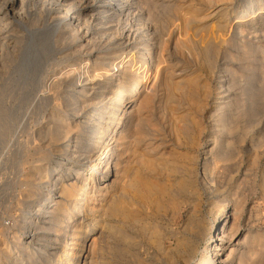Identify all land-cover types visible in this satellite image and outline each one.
<instances>
[{
  "label": "rangeland",
  "instance_id": "1",
  "mask_svg": "<svg viewBox=\"0 0 264 264\" xmlns=\"http://www.w3.org/2000/svg\"><path fill=\"white\" fill-rule=\"evenodd\" d=\"M224 1L219 0V3L218 0H216V2L219 3V5H217L218 3H213V0L210 2L209 0H147V2L144 0L142 5L144 6V12L147 11L148 13L146 12V14L150 17H148V20H150H147L148 24L160 31L162 39L166 40L167 43L162 59L165 60L161 63L159 62L158 67L156 65L157 63L153 62V65L155 64L153 70L154 72L156 71L155 75L157 76V80H163L165 85L160 86V91H156L155 94L152 92L149 94L148 91H140L139 94L135 95L136 97L134 96L133 102L128 103L130 107L127 111L132 110L129 116L133 121H131V129L127 132V134H129L126 136L125 131L123 132V130L120 129V140L121 143L123 142L122 145H120L123 147L121 159H118L119 162L117 161L119 163L117 164L118 166H112L114 160H110L108 163V172L116 174L120 183L126 186L125 203L127 204H125L124 208L119 213L121 216L118 217V219L121 221H119L120 227L125 229V233L129 237L122 239L118 234H116L118 237L116 235L114 236L112 233L110 234L105 228H102L104 232L101 231L100 233L90 234L91 237L89 240H86V245H88L87 252L88 254L90 253L89 257L92 256L94 264H169V261H167L169 257L164 256L165 252L168 251V255L171 256L178 250L177 253L181 254V250L190 249L192 246L194 247V245L196 248V258H194L190 264H197L199 260H206L208 257L212 256L211 249L214 242L213 238L216 237L218 232H223L221 235L224 240L222 241L223 249L216 258L219 260L225 258L230 248L233 247L232 255H230V257L234 258L232 264H238L236 261L238 255L247 260V262H244L246 264H264V11L253 19H240L241 21L239 20L240 22L230 29L227 25V20L234 18L233 10L236 8L234 4L237 2L240 4L248 3L250 0ZM149 2L153 4H149ZM206 2H208V4ZM170 4H172V6ZM157 5H159V8ZM30 6L35 7L27 3L23 9H20L24 23V25L20 26L27 29H33V27L38 28L43 24L42 21L44 19H36L33 12H30L33 8ZM236 9L238 10V8ZM149 12L152 15H150ZM190 18H192V21ZM154 21H156V23ZM157 23L160 25H157ZM13 24L14 22L7 27L8 29L11 28V32L8 30L5 32L6 34L2 33L3 35L1 34L0 36L2 37L10 34L13 38V34L17 37H20L23 33L26 34L25 30H23L24 28L21 30L18 24V26L15 24V26H12ZM171 28L173 32L170 37L167 38L166 32ZM12 38L6 43V45L9 44V46H7L11 49L14 43ZM4 40L6 39H3V41ZM17 40L18 39H16V41ZM51 40L52 38L48 39V42H50V50L46 52L47 64H45V68L42 69V71L45 70L42 72L45 78H52L54 73L57 72V69L62 67V65L67 62L70 64L72 63L69 61L71 57L67 58L65 56V58L57 51L58 49L56 46L58 45V47L62 49L66 46L65 43L60 40L58 42L59 44H54V41ZM17 42L18 43L13 46L14 53H18V47L24 48V46L27 45L26 43L29 44V42L25 43L23 40ZM199 42H201V44ZM141 47H147V43H144ZM21 48L19 50L20 52ZM6 50L10 49H0V52L3 51L0 63L5 62L3 64L4 66L6 65V68L4 67L5 70H3L0 64V118H2L0 119V130L4 133L1 135L3 138H1L0 141V224H2L0 225V241L3 242L9 241L7 238L10 239L14 228H16V232H18L21 237L23 236V232L27 229L18 219V216H23L26 210L23 212L20 211L24 207H20V204H17L20 201L19 190L28 188V185L20 182L23 179L22 177L25 176L24 174L28 175L30 173L32 164H41V172H44L46 175L52 173L50 169L54 167L58 168V165L52 162L50 158L38 159L48 154V150H45L47 148H39V143L41 140L45 139L37 138L43 136L37 135V132H39L41 127L47 124V117H51V119L54 117L57 121L61 120L66 112V106L72 108L76 104L75 106L80 108V105L76 103L77 95L74 93H67V88H65V91L64 88L61 87L54 88L53 91L51 90L49 92V96L43 98L41 94V91L44 89L43 87H38L40 85L37 84L26 85L24 81L20 82L15 75L14 68L17 60L15 59V61L12 57L6 56ZM154 50L157 52V49L153 47L152 51ZM53 55L55 57H52ZM11 60H13V62ZM179 60L181 62H179ZM47 66L49 67L47 68ZM179 69L183 70V72ZM184 69H186V71H184ZM233 70H235L234 73ZM188 76L190 79H188ZM242 79L244 81H242ZM196 81L198 82L196 83ZM220 81L223 82V85ZM199 83L202 84L199 85ZM219 83L222 85L221 87H219ZM32 87L34 89H32ZM228 88L230 89L229 92H225L224 90ZM167 91H169L170 94L167 93ZM109 94L111 97L108 95L110 98L107 97L109 99H106L109 102L114 101V98L112 99L114 94ZM125 94H127V92H125ZM223 94L228 95V101H224L225 99L222 97ZM156 98H159L160 101ZM167 99L171 100L167 101ZM225 102L227 103L225 104ZM71 103H73V105ZM128 105H126V107ZM218 106H222V109H218ZM49 114L51 115L49 116ZM221 114H224V119L229 126L232 124L228 127L232 132L231 136H229L232 140H230L229 137L225 138L224 135L226 132L224 130H221L222 132L217 131L219 127L221 128ZM118 117H120V114ZM54 119H52V121L57 122ZM108 120H111V122L119 121L116 118H107V121ZM141 122L143 123L141 124ZM136 124L139 125L138 129L141 131L138 134L137 131L139 130ZM181 125H183V127ZM113 127L109 126L108 129L104 127L102 130L103 133L100 135L101 137L96 139L97 142H100L98 148L99 146H104L105 143H110L111 137L117 138V134L113 133V130L118 131V129H112ZM252 127L261 129L259 133L262 135L260 142L253 139L255 136H252L249 131ZM235 128L238 129L237 132ZM246 128L249 129L245 134ZM83 130L86 131V129H82V132H84ZM142 132H144V134ZM212 132L214 134H212ZM145 135H147V137ZM107 136L109 137L107 138ZM127 137L132 138L133 141ZM149 137L150 139L147 141ZM138 140L140 141L137 143ZM230 141L232 143H230ZM226 142H228V145H226ZM125 145L127 146L126 148ZM232 145H234V148ZM185 149L190 150L186 152ZM229 149L232 150L230 151ZM195 150L197 152H195ZM225 154L228 156H225ZM75 168H77V166H75L74 169ZM91 169L94 170L93 166ZM98 169L102 171V168H97V171ZM136 170H138V172ZM119 171L121 175H119ZM187 171L190 173H185ZM88 174L89 173H87V175ZM32 185H34V187ZM32 185H30L31 189L38 195L37 190L39 191L38 188L42 185L37 183ZM92 193L93 198H96V188ZM128 198L129 200H127ZM199 202L202 205H199ZM32 212L36 213L37 210H32L31 214ZM73 217L78 219V212H76ZM217 218H219V220H216ZM231 222L233 224L232 226ZM207 224L210 225V227L207 226ZM222 224L223 226H221ZM229 226H231L230 229ZM64 230L65 224L60 228L61 232ZM97 234L99 235L97 236ZM181 234L182 236H180ZM185 235L188 237L186 238ZM93 236H96L95 239L97 240L92 241L94 238ZM3 242H1L0 245ZM108 242L109 244H107ZM176 242H178V244ZM181 244H183V246ZM244 254L249 257H246ZM96 257L98 259H96ZM145 260L147 263H145ZM51 261H53V259ZM81 263L82 261L79 262V264ZM217 264L221 263L217 262Z\"/></svg>",
  "mask_w": 264,
  "mask_h": 264
},
{
  "label": "bare ground",
  "instance_id": "2",
  "mask_svg": "<svg viewBox=\"0 0 264 264\" xmlns=\"http://www.w3.org/2000/svg\"><path fill=\"white\" fill-rule=\"evenodd\" d=\"M205 1H208V0H205ZM210 1L211 0H209V2ZM146 2H147V0H146ZM153 2H155V1H153ZM218 2H219V0H218ZM218 2H216V0H213V3H218ZM27 3L35 6V7L30 6V7L35 8V9L32 8L33 11L31 10L30 12H33L36 19H42V18L44 19L42 21L43 24L41 23L42 27L40 26L38 28L33 27V29H27L23 26H20V25H24L23 20H22V13L20 12L21 11L20 9H23L25 4H27ZM143 3H144V0H0V35L2 33L4 34L8 30L11 32V28L8 29L7 27L9 24L11 25V23H13V22L15 25L18 24L20 26L19 28H21V30H22V28H24L23 30H25V32H26V34L23 33L22 35H20V37L19 36L17 37L14 34H13V38L11 37L10 34H7V35L2 36V37L0 36V49H3V48L10 49V50H6V52H7V53H5L6 56L12 57L13 60H15V59L17 60V62L15 63L16 65H14L15 66L14 68H15V75H16V77H18L19 81L20 82L21 81L26 82V85L27 84H29V85L30 84L31 85L37 84V85H40L38 87H41V88L43 87L44 89L41 91L43 98L46 96H49L48 95L49 92L51 90L53 91L54 88L61 87V88H64V91H65V88H67V90H66L67 93H74L77 95L76 96L77 97L76 103H78V105H80V108L75 106L76 104L72 108L71 107L68 108L65 105L66 106V108H65L66 112L63 115V118H61V120L58 119L59 121H57L53 117L52 119L57 121V122H55V121H52L51 117L50 118L47 117V119H46L47 124L45 126L41 127L39 132H37V135H40V136L43 135V136H41L42 138L41 137H37V138L45 139V140H41V142L39 143L40 147L39 146L38 147L40 149L41 148L42 149L47 148L45 150H48V154H45V155L41 152L44 156H42L41 158L39 157L38 159L41 160V159H45V158H50L52 160V162H54L56 165H58L57 166L58 168L54 167V168L50 169V172H52V173L46 175V174H44V172H41V169H42L41 164H32L30 167V173L27 172L29 174L28 175L24 174L25 176L22 177L23 179L21 178L22 180L20 182H22V184L28 185V188L21 189L18 192L20 194V198H19L20 201L17 204H20V207L21 206L24 207L20 211L23 212L24 210H26L24 212V215L22 214L23 216H21V215L18 216V219L22 223V225L27 229L25 230V232H23V236L21 237L20 234L18 232H16V228H14L12 231V235H11L10 239L7 238V240H9L8 242L0 241V243L3 242L0 245V264H79L80 261H82L81 264H94L92 256L89 257L90 253L88 254V252H87L88 251L87 250L88 245H86V242H87L86 240L87 239L89 240V238L91 237L90 234L92 235L94 233H100L102 231V228H105L109 231L110 234L112 233L114 236L116 234H118L121 236L122 239H126L129 237L125 233V229L120 227V224H119L120 220L118 219V217L121 216V214H119V213L122 211L125 204H127V203H125V201H126L125 200V197H126V188L125 187L126 186L125 185L123 186L120 183V180H118L119 178L117 177L116 174H112V172H108L109 171L108 163L110 162V160H114L112 166H115V165L119 164L118 159H121L123 147H121L120 145H122L123 142L121 143V140H120V135H121L120 129H122L123 132L125 131V133H126L125 136H126L129 134V133L127 134V132L131 129L130 127L132 125L131 124L132 120L129 117L132 110L127 111V109L130 107V104L128 105V103L133 102L132 100L134 99V96L139 94L140 91H148L149 94H150V92L155 94L156 91L157 92L160 91L159 90L160 86L165 85L163 80H157V78H156L157 76L155 75L156 71L154 72V70H153V66L155 65V64L153 65V62L157 63L156 65L158 67V63L159 62L161 63L165 60V59L164 60H162V59H163V53L166 49L167 43H166V40L162 39V37L160 35V31H158L157 29H154L153 26H150V24H148L147 20H148L149 16H148V14H146L147 11L144 12V9H143L144 6H142ZM206 3L208 4V2H206ZM219 3L217 5H219ZM149 4H153V3L149 2ZM154 5H156V4H154ZM170 5L172 6V4H170ZM210 5H211V3H210ZM221 6H220V8H221ZM157 7L159 8V5H157ZM224 7H226V6H224ZM234 7L238 8V10L236 8L233 10L234 18L227 20V25L229 26L230 29L235 27L241 21L240 19L249 20V19H253L256 16H258L259 14H261L264 11V0H250L248 3L246 2V3H241V4L237 2L234 4ZM230 8H231V6H230ZM209 9H211V8H209ZM235 10H237V11H235ZM227 11H230V10H227ZM27 12H28V10H27ZM155 12H154V14H155ZM176 13H177V10H176ZM214 13H212V14H214ZM150 15H152V14L150 13ZM190 19L192 21V18H190ZM191 21H189V22H191ZM154 22L156 23V21H154ZM158 23H157V25H160ZM14 24L12 26H15ZM163 24H164V22H163ZM185 28H187V27H185ZM185 31H187V30H185ZM172 32H173L172 28L166 32L167 38L170 37ZM216 33H218V32H216ZM24 36H25V38H24ZM180 37H182V36H180ZM11 38L14 41V43L12 45V49L10 47H8L9 44H7L8 46L6 45L7 41H10L9 39H11ZM21 38H23V39H21ZM50 38H52L51 41H54V44H57L60 40L65 43L66 46H64L62 49L59 48L58 45L57 46L55 45V46L57 47V49H58L57 51L59 54H62L64 57L66 56L67 58L71 57V59H69V61L72 63L70 64L69 62H67L64 65H62V67L57 69V72L54 73V76H52V78H47V77L45 78L43 76V73H42L45 70L42 71V69H44L45 64H47L46 63V60H47L46 59L47 58L46 52H48L50 50L49 49L50 42H48V39H50ZM3 39H6V40L3 41ZM16 39H18L17 41L23 40L25 43L29 42V44L26 43L28 45V46L26 45L27 47L24 46V48H26V49L20 47L21 48V52H20L19 51L20 48L18 47L17 48V49H19L18 53L17 52L14 53L13 46H15L18 43L16 41ZM201 42H199V43L201 44ZM144 43H147V47H141L142 45H144ZM145 46H146V44H145ZM153 47H154V49H157V52L155 50L152 51ZM52 49H53V46H52ZM4 51H5V49H4ZM2 53H3V51L0 52V59H1ZM157 53H158V55H157ZM194 54H195V52H194ZM52 57H55V56L53 55ZM72 57H74V58H72ZM13 60H11V61L13 62ZM58 60H61V59H58ZM179 62H181V61L179 60ZM3 63H5V62H3ZM3 63H0V64H1V67L3 68V70H5L4 67L6 68V65L4 66ZM223 64H225V63H223ZM48 67L49 66H47V68ZM181 69H179V70H181ZM184 71H186V69H184ZM234 71L235 70H233V73H234ZM181 72H183V70H181ZM152 73H153V75H152ZM193 75H194V73H193ZM238 76H239V74H238ZM188 79H190V77ZM243 79H242V81H244ZM207 81H208V79H207ZM197 82L198 81H196V83ZM220 83L222 84L223 82L220 81ZM21 84H23V83H21ZM201 84L199 83V85H201ZM221 84L219 85V87H221L223 85V84L222 85ZM187 87H188V85H187ZM32 89H34V88L32 87ZM238 89H239V87H238ZM181 90H183V89H181ZM229 90L230 89L228 88V89H225L224 91L229 92ZM24 91H26V90H24ZM125 92H127V94H125ZM109 93L114 94V97L112 96V99L114 98V101H112V102H109L107 100L111 97ZM167 93H169V91H167ZM36 94H37V92H36ZM179 94H180V92H179ZM27 95H28V93H27ZM161 95H162V93H161ZM232 96H233V94H232ZM107 97H109V98H107ZM222 97L225 99L224 101H228L229 97L227 94H223ZM130 98H132V99H130ZM150 99H149V101H150ZM168 100H171V99H167V101ZM159 101H160V99H159ZM167 101H166V103H167ZM183 101H184V99H183ZM152 103H154V102H152ZM161 103H162V101H161ZM166 103H165V105H166ZM226 103L227 102H225V104ZM71 104L73 105V103H71ZM141 104H143V103H141ZM180 104H181V102H180ZM126 105H128V106L126 107ZM208 107H209V105H208ZM241 107H243V106H241ZM217 108L222 109V106H218ZM158 109H159V107H158ZM119 114H120V117H118ZM50 115L51 114H49V116ZM131 115H133V114H131ZM134 115H135V113H134ZM20 116H21V114H20ZM107 118H110V119L116 118L119 121L111 122V120L107 121ZM192 118H193V116H192ZM0 119H2V118H0ZM220 119H221V125H220L221 128L219 127V129H217V131L222 132L221 130H224L226 132L224 136H225V138H228L229 136H231V133H232L228 127H230L232 124L230 126L227 124L226 120L224 119V114L220 115ZM135 122H136V120H135ZM181 122H183V121H181ZM187 122H189V121H187ZM192 122H193V120H192ZM142 123L143 122H141V124ZM186 123H184V124H186ZM113 125H114V127H113ZM136 125H137V129H138L139 125L138 124H136ZM109 126L113 127L112 129H114V128L118 129V131L113 130V133L117 134V138L111 137L112 139L110 138V143H105L104 146H99V148H98V144L100 142H97L96 139L97 138L99 139V137H101L100 135H102V133H103L102 130L104 129V127L108 129ZM181 126L183 127V125H181ZM187 127H188V125H187ZM190 128H192V127H190ZM261 128H262V126H261ZM82 129H86V131L83 130L84 132H82ZM248 129L246 128L245 134L248 132ZM138 130L139 131H137V134L141 132L140 129H138ZM172 130H173V128H172ZM189 130H188V132H189ZM235 131L237 132L238 129L235 128ZM249 131H250L252 136L253 135L255 136L253 139H256L259 142L261 141L262 135L259 134L261 132V129L252 127L249 129ZM108 132H110V131H108ZM133 133H135V132H133ZM142 133L144 134V132H142ZM3 134L4 133L0 130V141H1V138H3V136H1ZM212 134H214V133L212 132ZM145 136L147 137V135H145ZM246 136H248V135H246ZM108 137L109 136H107V138ZM121 137H123V136H121ZM129 137H130V135H129ZM132 138H133V136H132ZM132 138H128V139L132 140ZM229 138H230V140H232L231 137H229ZM246 138H249V137H246ZM148 139H150V137L147 138V141H148ZM200 139H201V137H200ZM139 141L140 140H138L137 143ZM207 141H209V140H207ZM176 142H177V139H176ZM179 143H180V141H179ZM230 143H232V142L230 141ZM185 145H187V144H185ZM226 145H228V142H226ZM255 145H256V143H255ZM233 146L234 145H232V147ZM251 146H253V145H251ZM126 147L127 146L125 145V148ZM8 148H10V147H8ZM128 148H129V146H128ZM246 148H248V147H246ZM249 148H250V146H249ZM189 150H186V152ZM124 151H125V149H124ZM199 151H201V150H199ZM37 152H38V150H37ZM195 152H197V151L195 150ZM225 156H228V155L225 154ZM231 156H233V155H231ZM0 157H1V155H0ZM197 157H199V156H197ZM229 157H230V155H229ZM38 159H37V161H38ZM226 159H227V157H226ZM226 159H224V160H226ZM198 160H199V158H198ZM188 162H187V164H188ZM30 163H32V162H30ZM75 166H77V168L74 169ZM92 166H93L94 170L91 169ZM192 167H193V165H192ZM43 168H44V166H43ZM97 168H102V171H99V169L97 171ZM122 168H123V166H122ZM115 169H117V168H115ZM138 170H136V171L138 172ZM188 172L189 171H187L185 173H188ZM87 173H89V174L87 175ZM130 173H132V172H130ZM263 174H264V172H263ZM119 175H121V172ZM130 175H132V174H130ZM34 183L42 185L41 187L38 188L39 191L37 190L38 195L30 187V185H32ZM32 186L34 187V185H32ZM95 188H96L97 193H96V198H93L92 192L95 190ZM198 197H201V196H198ZM127 200H129V198ZM200 204L201 203L199 202V205ZM36 207H38V208H36ZM196 207H198V206H196ZM198 209H196V210H198ZM32 210H37V212L36 213L32 212V214H31ZM194 210H195V208H194ZM63 211H64V213H63ZM76 212H78V215H79L78 219L73 217ZM89 217H90V219H89ZM106 217H107V219H106ZM199 217H200V215H199ZM216 220H219V218H217ZM20 222H19V224H20ZM64 224H65V230L61 232L60 228H61V226H64ZM144 224H146V223H144ZM223 224L221 226H223ZM0 225H2V224H0ZM168 225H170V224H168ZM232 225L233 224L231 222V226ZM125 226H127V225H125ZM207 226L210 227V225H208V224H207ZM231 226H229V229ZM206 229H207V227H206ZM193 230H196V229H193ZM209 231H210V229H209ZM102 232H104V231H102ZM200 232H202V231H200ZM177 233H179V232H177ZM222 233L218 232L216 234V237L213 238L214 242H213V246L211 249V251H212L211 255L212 256L208 257L206 260L205 259L199 260V262L197 264H217V262L221 263V264H232L233 263L234 258L230 257V255H232L233 247L230 248V251L228 250L229 251V253H227L228 255L225 254L226 255L225 258L220 259V260L218 258H216L217 255H220V251L223 249L222 241L224 239L221 235ZM205 234H203V235H205ZM98 235L99 234H97V236ZM118 235H116V236L118 237ZM180 236H182V234ZM95 237L92 239V241L97 240V239H95ZM187 237L188 236H186V238ZM133 238H134V236H133ZM138 238H140V237H138ZM190 240H189V242H190ZM134 242H135V239H134ZM140 242H142V241H140ZM192 242H194V241H192ZM176 243L178 244V242H176ZM176 243H175V245H176ZM107 244H109V242ZM194 244H196V243H194ZM181 245L183 246V244H181ZM181 245H180V247H181ZM177 247H179V246H177ZM150 248H151V246H150ZM244 249H245V247H244ZM109 250H110V248H109ZM109 250H107V251H109ZM146 250H147V248H146ZM94 251H96V250H94ZM125 251H126V249H125ZM129 251H131V250H129ZM177 251L175 253L172 252L173 254L171 256L168 255V253H167L168 251L164 253V256L169 257V258H167V261H169V264H190V262H192L194 260V258H196L195 257V254H196L195 245H194V247L192 246V248H190V249L188 248V249L181 250L180 251L181 254L180 253L178 254ZM242 255H243V253H242ZM152 256H153V254H152ZM237 257H238L237 260L236 259L235 260L237 261L238 264H242L245 261L247 262V260H245L243 257H241L239 255ZM246 257H249V256H246ZM52 259H53V261H51ZM96 259H98V258L96 257ZM109 260H111V259H109ZM257 261H258V259H257ZM112 262H114V261H112ZM127 262H129V261H127ZM145 263H147L146 260H145ZM135 264H137V263H135ZM244 264H246V263H244Z\"/></svg>",
  "mask_w": 264,
  "mask_h": 264
}]
</instances>
